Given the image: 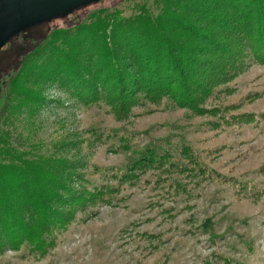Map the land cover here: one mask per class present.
Masks as SVG:
<instances>
[{"label": "rangeland", "instance_id": "obj_1", "mask_svg": "<svg viewBox=\"0 0 264 264\" xmlns=\"http://www.w3.org/2000/svg\"><path fill=\"white\" fill-rule=\"evenodd\" d=\"M161 1L101 0L22 33L1 51L7 84L0 101V161L68 159L86 184L120 191L109 203L78 209L67 227L54 232L47 254L7 250L0 264H264V64L247 61L236 77L216 86L202 103L208 112L164 97L135 105L122 119L106 100L85 103L59 83L41 86L25 76L26 66L42 64L43 48L56 32L74 34L97 14L120 11L129 18L145 8L157 15ZM244 113L255 117L222 119ZM122 136L131 137L130 151L119 147ZM183 145L212 170L211 178L150 168L134 184H121L113 175L148 147L168 149L171 161L185 164Z\"/></svg>", "mask_w": 264, "mask_h": 264}, {"label": "trees", "instance_id": "obj_2", "mask_svg": "<svg viewBox=\"0 0 264 264\" xmlns=\"http://www.w3.org/2000/svg\"><path fill=\"white\" fill-rule=\"evenodd\" d=\"M161 3L157 15L145 8L129 18L120 11L97 14L92 22L78 25L74 34L67 29L56 32L43 48L42 64L26 66V78L41 86L59 83L85 103L106 100L122 119L135 105L164 97L197 113L208 112L202 103L216 86L236 77L247 61L264 64V0ZM44 24L24 32L39 31ZM10 77L17 84L13 74ZM41 93L35 97L38 105L44 100ZM254 117L244 113L222 119L229 123ZM119 147L130 151L131 137L122 136ZM180 153L185 164L171 161L168 149L148 147L126 171L113 175L121 184H134L150 168L212 177L190 146L183 145ZM25 162L0 161V254L22 247L47 254L55 246L54 232L67 227L78 209L109 203L120 191L110 184H86L77 164L68 159ZM174 185L186 190L182 182L175 180Z\"/></svg>", "mask_w": 264, "mask_h": 264}, {"label": "water", "instance_id": "obj_3", "mask_svg": "<svg viewBox=\"0 0 264 264\" xmlns=\"http://www.w3.org/2000/svg\"><path fill=\"white\" fill-rule=\"evenodd\" d=\"M101 0H0V52L13 38Z\"/></svg>", "mask_w": 264, "mask_h": 264}, {"label": "flooded vegetation", "instance_id": "obj_4", "mask_svg": "<svg viewBox=\"0 0 264 264\" xmlns=\"http://www.w3.org/2000/svg\"><path fill=\"white\" fill-rule=\"evenodd\" d=\"M6 84H7L6 74L0 72V101L2 100V98L6 99V96H4V94H3L4 93V87L6 86Z\"/></svg>", "mask_w": 264, "mask_h": 264}]
</instances>
